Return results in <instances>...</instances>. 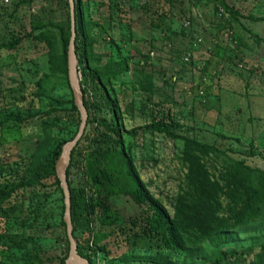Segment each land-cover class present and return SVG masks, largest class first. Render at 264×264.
Segmentation results:
<instances>
[{"label":"rangeland","instance_id":"rangeland-1","mask_svg":"<svg viewBox=\"0 0 264 264\" xmlns=\"http://www.w3.org/2000/svg\"><path fill=\"white\" fill-rule=\"evenodd\" d=\"M113 1L116 5L110 10L109 0H90L93 15L102 21L112 18V28L100 35L96 51L103 61L114 63L116 78L107 82V89L119 104L122 130L137 129L124 139L148 189L172 211L171 202L185 173L180 139L138 129L153 122L167 125L175 136L215 144L231 157L264 169V0H226L234 14L214 0ZM100 2L103 5L97 7ZM59 5L60 0H0V43L22 38L16 48L0 49V164L35 150L43 136L41 120L47 118L49 109L56 110L52 118L58 116L53 130L57 137L49 151L79 130L80 114L69 111L72 90L67 76L48 75L47 49L29 36L31 21L39 15L54 17L49 12ZM187 54L189 60H185ZM143 60L153 77L151 90L142 88L134 72ZM85 88L86 97L101 104L100 112L92 110L94 115L110 118L111 111L95 86L89 82ZM93 128L94 124H87L80 148L87 147ZM70 180L84 187L87 200L95 203L83 157H76ZM33 190L34 198L41 194L45 199L41 222L48 227L12 230L30 238L28 242L22 239L29 250L33 245L38 248L46 264H61L69 256L60 225L64 200L55 187ZM111 208L108 216L102 215L101 226L91 224L109 233L102 242L106 251L92 252L88 248V243L93 246L88 242L92 235L80 227L76 234L83 244L81 252L93 264H156L142 257L156 253L160 240L142 231L141 207L129 196L117 195ZM20 209L18 205L8 212ZM113 222L124 223L127 230L123 233L118 223L108 224ZM217 250L230 253L222 264L260 263L264 260V221L208 240L196 259L200 264H216ZM184 258L185 253L173 255L172 261ZM5 262L0 260V264Z\"/></svg>","mask_w":264,"mask_h":264},{"label":"trees","instance_id":"trees-1","mask_svg":"<svg viewBox=\"0 0 264 264\" xmlns=\"http://www.w3.org/2000/svg\"><path fill=\"white\" fill-rule=\"evenodd\" d=\"M74 1L80 84L84 104L88 110L87 124H94V128L85 149L79 147L84 136L73 148L67 168L73 236L78 240L76 232L81 227L92 235L88 242H92L93 246L88 243V248L94 253L105 252L106 245L102 242L109 233L103 232L100 228H91V224L99 223L101 226L102 215L108 216L114 209L111 208L112 198L125 195L141 207L138 215L140 214L144 221L142 227L144 234L160 240L158 251L142 256L145 260L156 264H200L196 259L198 249L208 240L264 221V169L247 164L244 158L231 157L215 144L205 143L191 136H175L165 124L153 122L138 128L142 131H158L183 142L181 160L185 173L179 191L171 202L172 211H170L138 175L134 159L124 139L125 134L134 135L137 129L122 130L119 104L110 96L107 89V82L116 78L114 63L111 59L103 61V56L96 51V45L99 43L100 35L106 32V28H112V18L109 19L110 21H102L93 15L91 12L93 4L90 0ZM214 1H219L225 12L235 13L234 8L226 0ZM109 3L112 10L116 1L109 0ZM102 5V2L97 3V7ZM58 7L57 10L51 9L49 12L52 13L51 15L55 14V18L36 16L31 21L29 36L43 43L47 49L48 75L56 76L64 73L69 83L68 50L71 39L69 0H60ZM58 12L60 18H57ZM21 41L22 38H17L9 43L2 42L0 49H14ZM145 63L146 60H143V63L139 62L134 67V72L138 74L142 88L151 90L153 77L145 70ZM89 82L97 89L98 96L104 99L108 110L111 111L110 118L98 117L92 112V110L95 113L100 112L102 108L101 104L86 97L85 87ZM69 104V111L80 114L74 103L73 92ZM55 111V109L47 110L45 113L47 118H42L43 136L31 154L0 164V222L3 223V226H0V260L6 261V264H46L38 248L33 245L29 250L26 241L23 240L27 237L12 229L27 230L31 226H39L40 229L48 227V225L43 226L44 222H41L45 216L46 205L43 201L45 199L40 196L41 194L34 198L31 194L33 188L48 190L55 187L61 193L62 201L64 200L61 182L56 173V163L64 145L68 140L74 139L76 133L68 140L59 141L50 150L51 156L49 155V147L57 137L53 134V130L58 125V116L54 118L50 116ZM77 156L85 160L88 182L93 193L96 194L95 203L87 200L84 187L74 186L70 180V168L74 165ZM18 205L21 206L19 213L8 212L9 208ZM62 208L60 225L69 251L70 243L64 221V201ZM115 223L118 222L108 224ZM116 225H119L124 233V228L126 229L127 226L124 223ZM16 236L21 239L14 241L13 237ZM29 239L27 238V242ZM31 243H34L33 239ZM82 247L83 244L78 240V252L93 264V261L81 252ZM14 250L21 251L22 254H16ZM184 253L183 261H172L173 255ZM229 254L226 250H217L216 264H222ZM259 262L257 264H264V260ZM61 264H66L65 258L61 260Z\"/></svg>","mask_w":264,"mask_h":264},{"label":"water","instance_id":"water-1","mask_svg":"<svg viewBox=\"0 0 264 264\" xmlns=\"http://www.w3.org/2000/svg\"><path fill=\"white\" fill-rule=\"evenodd\" d=\"M70 15H71V39L68 50V79L73 92L74 103L80 112V126L79 130L73 140L64 145L63 152L56 163V173L61 182L64 193V221L67 228V236L70 243L69 256L66 264H91L87 258L78 252V244L73 236V223L71 216V193L67 180V168L71 161V152L77 145L78 141L83 136L88 119V110L84 104V95L80 84L81 73L79 71V59L76 53V14H75V1L69 0Z\"/></svg>","mask_w":264,"mask_h":264},{"label":"built area","instance_id":"built-area-1","mask_svg":"<svg viewBox=\"0 0 264 264\" xmlns=\"http://www.w3.org/2000/svg\"><path fill=\"white\" fill-rule=\"evenodd\" d=\"M8 1V0H6ZM190 23L189 22H186V26H189ZM202 40L201 38H199V41ZM189 57H190V54H187V56L185 57V60H189Z\"/></svg>","mask_w":264,"mask_h":264}]
</instances>
